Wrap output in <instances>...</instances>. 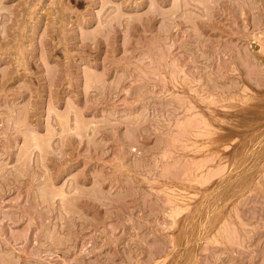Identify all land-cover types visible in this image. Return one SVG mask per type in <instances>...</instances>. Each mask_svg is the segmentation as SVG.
Instances as JSON below:
<instances>
[{
	"label": "rangeland",
	"instance_id": "obj_1",
	"mask_svg": "<svg viewBox=\"0 0 264 264\" xmlns=\"http://www.w3.org/2000/svg\"><path fill=\"white\" fill-rule=\"evenodd\" d=\"M0 264H264V0H0Z\"/></svg>",
	"mask_w": 264,
	"mask_h": 264
}]
</instances>
